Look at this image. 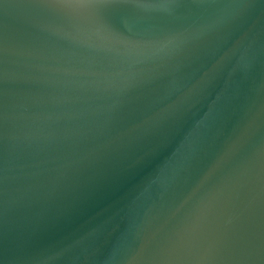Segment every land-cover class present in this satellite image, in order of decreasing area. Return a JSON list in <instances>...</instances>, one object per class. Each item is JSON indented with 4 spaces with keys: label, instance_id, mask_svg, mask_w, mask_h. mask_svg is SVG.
Instances as JSON below:
<instances>
[{
    "label": "water",
    "instance_id": "95a60500",
    "mask_svg": "<svg viewBox=\"0 0 264 264\" xmlns=\"http://www.w3.org/2000/svg\"><path fill=\"white\" fill-rule=\"evenodd\" d=\"M0 264H264V0H0Z\"/></svg>",
    "mask_w": 264,
    "mask_h": 264
}]
</instances>
